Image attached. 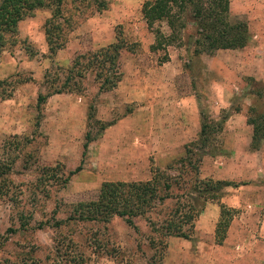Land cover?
Segmentation results:
<instances>
[{
	"label": "rangeland",
	"instance_id": "1",
	"mask_svg": "<svg viewBox=\"0 0 264 264\" xmlns=\"http://www.w3.org/2000/svg\"><path fill=\"white\" fill-rule=\"evenodd\" d=\"M103 1L106 9L99 13L85 5L63 6L66 41L52 54L43 36L47 9L21 20L13 42L0 51V260L30 257L47 264L57 247L83 264H264V140L257 150L250 147L247 122L264 115V0H228L229 20L246 25L245 47L196 56L189 14L178 40L152 50L153 31L140 14L147 0ZM153 29L168 33L164 22ZM116 38L125 47L114 88L99 92L87 72L36 109L37 94L59 89L77 55ZM223 115L221 130L209 136L210 154L201 155L192 144L202 119L213 123ZM86 133L92 141L81 158ZM185 152L190 165L180 166ZM152 171L171 177L170 198L134 218L133 227L117 217L107 224L53 227L72 205L94 201L103 182H143ZM195 181L230 186L215 199L197 200L188 239L154 233L149 223L157 227L174 197ZM220 205L232 212L217 245ZM8 228L15 232L6 234ZM219 248L227 255L220 256ZM180 250H187L186 258Z\"/></svg>",
	"mask_w": 264,
	"mask_h": 264
},
{
	"label": "trees",
	"instance_id": "2",
	"mask_svg": "<svg viewBox=\"0 0 264 264\" xmlns=\"http://www.w3.org/2000/svg\"><path fill=\"white\" fill-rule=\"evenodd\" d=\"M67 3L85 5L87 9H94L99 13L106 9L103 0H0V51L6 44L13 42L17 24L30 17L35 11L47 9L50 17L44 22L43 36L47 48L51 54L63 47L65 33L61 31V10ZM228 0H147L140 8L141 18L146 28L153 31L154 43L150 46L152 50H158L171 45L178 40L180 32L185 27V15L189 14L196 25V38L193 42V55H209L217 50H238L245 47L248 41V32L244 22H231L228 16ZM60 20V21H59ZM164 22L168 30L163 34L159 29H153L156 23ZM12 38V40H11ZM125 47L118 38L111 44L101 47L92 53L77 55L62 80L59 89L51 93H38L36 97V109L44 104L47 97L59 94L62 90L67 91L68 87L76 86L77 81L82 79L87 72L94 74L98 83V91L106 92L115 87L119 81L117 58L119 51ZM209 122L202 119L196 141L192 144L201 155L210 154L208 147L209 136L221 130L222 122ZM251 126L250 147L257 150L264 140V115H253L247 120ZM108 125V124H107ZM107 125H101L100 129ZM92 139L88 133L84 135V142L81 146V158L84 157L87 145ZM186 160V152L178 160L182 166L184 163L190 165ZM81 163V161H80ZM170 169V167H168ZM195 168V167H191ZM43 169L42 172H45ZM51 170V169H50ZM80 165L73 171L68 172L63 182L76 174ZM46 173V172H45ZM230 186L225 181H195L188 191L174 197L175 203L165 217L160 220L157 227L149 223L151 230L161 237H175L188 239L192 225L197 217V200L200 198L215 199L216 194L225 187ZM171 177L164 173L152 171L148 180L143 182H103L98 190L94 201L76 203L72 205L71 214L63 221H55L53 227L57 228L63 223L71 221L96 222L107 224L111 218L117 217L133 227V219L144 216L151 212L156 206L161 205L164 200L170 198ZM205 194V195H203ZM232 211L223 205L219 206V220L214 229L215 244L220 245L225 237V232L231 218ZM26 222L21 218L19 229L24 230ZM41 226V225H38ZM156 227V228H155ZM186 228V229H184ZM15 230L6 229L7 233ZM4 237L3 241H5ZM71 254V255H70ZM72 256L71 251L60 253L55 248L54 257L47 264H83L81 258ZM0 264H41L30 257L9 262L7 259L0 260Z\"/></svg>",
	"mask_w": 264,
	"mask_h": 264
},
{
	"label": "crops",
	"instance_id": "3",
	"mask_svg": "<svg viewBox=\"0 0 264 264\" xmlns=\"http://www.w3.org/2000/svg\"><path fill=\"white\" fill-rule=\"evenodd\" d=\"M174 252V250H173ZM182 253L183 256L186 258L187 257V250H185L184 252L182 250H180L178 253ZM217 253L220 255V256H223V255H227V251H224L222 248H219V250L217 251Z\"/></svg>",
	"mask_w": 264,
	"mask_h": 264
}]
</instances>
